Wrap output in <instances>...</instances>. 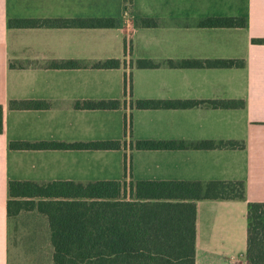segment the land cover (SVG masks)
Segmentation results:
<instances>
[{
  "label": "crops",
  "instance_id": "1",
  "mask_svg": "<svg viewBox=\"0 0 264 264\" xmlns=\"http://www.w3.org/2000/svg\"><path fill=\"white\" fill-rule=\"evenodd\" d=\"M245 17L240 28L203 27ZM114 19L115 27H17L11 21ZM152 24L144 27L142 21ZM264 0H0V264H53L50 229L37 210L10 217L11 181L244 180L245 200L196 201V264H247L248 203L264 202ZM118 59L121 68L93 67ZM139 59H244L240 68H138ZM76 61L78 68H53ZM132 64H134L132 66ZM133 75L135 99L125 93ZM157 100H245L239 109H139ZM37 100L45 109H12ZM121 100L119 109H78ZM132 114L140 140H233L238 149H11L13 141H124ZM143 138V139H142Z\"/></svg>",
  "mask_w": 264,
  "mask_h": 264
},
{
  "label": "trees",
  "instance_id": "2",
  "mask_svg": "<svg viewBox=\"0 0 264 264\" xmlns=\"http://www.w3.org/2000/svg\"><path fill=\"white\" fill-rule=\"evenodd\" d=\"M17 27H115L114 19L22 20L11 21ZM144 27L152 24L142 21ZM203 27L240 28L245 17H214L201 22ZM264 44V39H253ZM125 62L111 59L93 64L95 68H121ZM134 64H132L133 66ZM240 68L244 59L168 60L157 63L139 59L138 68ZM53 68H78L76 61L52 64ZM132 73L125 75V93H132ZM121 100L76 102L78 109H119ZM245 100H157L141 99L132 103L139 109L244 108ZM12 109H45L49 104L37 100L12 101ZM126 120V128L128 129ZM3 107L0 106V133L3 132ZM11 149L87 148L115 150L127 147L122 141L65 144L58 142L13 141ZM138 150L165 149H238L245 144L233 140L184 141L137 140L129 145ZM10 217L23 211L37 210L50 229L53 264H196V201L245 200L244 180H131L96 181L81 184L55 181L39 184L11 181ZM247 264H264V202L248 203Z\"/></svg>",
  "mask_w": 264,
  "mask_h": 264
},
{
  "label": "rangeland",
  "instance_id": "3",
  "mask_svg": "<svg viewBox=\"0 0 264 264\" xmlns=\"http://www.w3.org/2000/svg\"><path fill=\"white\" fill-rule=\"evenodd\" d=\"M132 80H133V75H132ZM129 93L127 95L131 96V98L133 97V99H135V95H134V92H133V86H132V93L131 94H129ZM126 120L128 121V123H127L128 124V129L126 128ZM124 132H125V136H126L128 142L126 140H124L123 142L126 141L127 146H129L132 141L136 142L137 140L141 139V138L140 139L137 138V136L135 135V119H134V129H133L132 114H130V115L127 114L126 117H125V129H124Z\"/></svg>",
  "mask_w": 264,
  "mask_h": 264
}]
</instances>
